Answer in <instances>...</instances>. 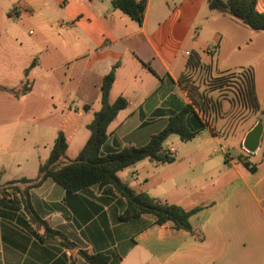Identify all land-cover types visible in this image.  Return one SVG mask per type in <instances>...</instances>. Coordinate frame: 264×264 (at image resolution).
<instances>
[{
  "label": "crops",
  "instance_id": "crops-1",
  "mask_svg": "<svg viewBox=\"0 0 264 264\" xmlns=\"http://www.w3.org/2000/svg\"><path fill=\"white\" fill-rule=\"evenodd\" d=\"M257 7L264 12V0ZM253 31L212 10L208 0H146L142 23L111 0H0V85L17 90L26 78L32 84L18 96L0 89V155H33V165L0 158V264H91L80 250L108 255L107 264H264V159L252 161L264 141L261 136L255 152L244 146L259 118L264 124V31ZM248 35L255 36L258 50L249 47L252 40L245 42ZM186 51L200 54L199 68L187 67ZM114 66L109 100L121 95L128 106L109 124L105 151L144 144L163 129L170 115L191 102L187 80L196 84L201 76L254 67L261 110L246 109L230 92H214L217 108L206 114L210 124L186 140H199L186 154L202 150L207 159L209 143L224 140V165L142 160L118 173L136 191L186 209L200 207L190 221L201 239L170 222L158 224L151 214L120 220L126 200L110 184L68 193L46 178L29 189L30 203L73 243L67 245L31 219L18 189L2 186L36 177L59 131L68 141L67 157L80 152L101 107L103 78ZM171 140L164 148L176 160L177 147L184 145ZM200 167L204 171L191 178L189 172Z\"/></svg>",
  "mask_w": 264,
  "mask_h": 264
},
{
  "label": "trees",
  "instance_id": "trees-1",
  "mask_svg": "<svg viewBox=\"0 0 264 264\" xmlns=\"http://www.w3.org/2000/svg\"><path fill=\"white\" fill-rule=\"evenodd\" d=\"M114 7L120 8L133 19L142 23L146 0H111ZM258 0H208L212 10L229 14L241 23L255 31H264V12L257 7ZM37 63L36 60L25 69V75ZM201 66L200 54L191 52L187 61V67L191 70ZM114 66L107 73L101 85V107L94 113L93 119L88 123L90 135L84 146L75 158L68 159L66 151L68 141L62 131L54 141L49 156L39 164L38 174L34 178L22 177L4 183V188L12 187L18 189L31 219L45 229V233L57 236L67 245H73L59 230L53 229L48 222L43 220L34 210L30 203L29 189L42 183L46 178H52L68 193L99 184L112 185L115 190L125 198L126 209L120 215V220H127L141 214L155 216L158 224L172 223L174 228L184 229L199 237L201 233L194 229L190 216L200 209L194 207L186 209L183 206L157 199L145 191H136L124 182L118 173L128 167L135 165L142 160L150 162L172 163L175 155L164 148L166 139L177 134L181 140H191L210 123L204 118L211 109L217 108L216 101L211 93L217 91L230 92L233 100L243 105L252 112L261 110V104L256 90V72L253 66L243 68L239 71L229 72L218 76L209 74L205 81L207 89L201 90L194 82L184 84L191 102L184 105L177 113L170 115L166 125L158 132L151 134L149 140L141 145L128 144L118 148L105 151V144L108 139V126L117 116L118 112L128 106L124 96H118L110 102L109 95L115 80ZM31 81L26 78L22 81L19 89H9L0 85V89H8L15 95L25 94L31 90ZM204 115V116H203ZM241 161L251 171L256 170V165L247 159ZM24 185V187H22ZM81 255L91 264H107L109 256L104 253L90 254L80 250Z\"/></svg>",
  "mask_w": 264,
  "mask_h": 264
},
{
  "label": "rangeland",
  "instance_id": "rangeland-1",
  "mask_svg": "<svg viewBox=\"0 0 264 264\" xmlns=\"http://www.w3.org/2000/svg\"><path fill=\"white\" fill-rule=\"evenodd\" d=\"M253 33H256V31H253ZM254 37L255 36H249L248 35L247 36V41H245V42H249V44H250V41L252 40L251 41V45L249 47L253 46V47H256V49L258 50L260 48V46L257 44V41H256V39ZM246 49H248V48H246ZM200 79H199V83H196V85H198L201 90L204 91V89H205V91H206L207 86H205L204 83H205L207 77L204 78V76H201ZM259 81H260V86H261L262 85L261 82H264V68H261V72L259 73ZM218 92H220L222 94L226 93L225 89L223 91H217V93ZM209 93L213 94L214 92L213 93L209 92ZM261 99L263 100V96L262 95H261ZM171 137H176V140H174L173 142H175V144L183 143L184 148L183 147H177L178 157L175 160V162L166 163V164H163V165H224L226 154H225V152H223L221 150V145L225 144L224 140L222 141L221 145H220V143H218L216 141L209 143V147H207V148H209V152L212 153V156L209 157V159H207V158H205L204 151H202V150L195 151L194 153L189 154V155L186 154V152H184L185 149L197 145L199 140L181 142V140H180V138H178L177 134H172L169 138L166 139V141H165L166 144L170 145L172 143ZM230 141H231V144L233 146H235L234 145V139L231 138ZM261 141L262 142L264 141V132H263ZM73 151H74V145L72 143L71 144V150H70L69 153H72ZM231 153L232 154L236 153V151H235V149L233 147L231 148ZM34 156H36V155H34ZM76 156H77L76 154L73 155V156H71V155L69 156L68 155L67 158L68 159H72V158H75ZM11 157L16 158L18 161H21V162H25L26 161L28 163L27 165H33V155L27 156L26 154H23V153H13V154L12 153L11 154H4L3 153L2 155H0V158H2L3 161L8 160ZM263 159H264V147H263V150L261 152L260 157L258 159H256V160H252V161L255 164L258 165V164H260L263 161ZM10 165H16V163H13V164H10ZM203 171H204L203 167H200L199 169L198 168H194L192 171L189 172V175H191V178H196V175L202 173ZM207 189H209V186L207 187Z\"/></svg>",
  "mask_w": 264,
  "mask_h": 264
},
{
  "label": "water",
  "instance_id": "water-1",
  "mask_svg": "<svg viewBox=\"0 0 264 264\" xmlns=\"http://www.w3.org/2000/svg\"><path fill=\"white\" fill-rule=\"evenodd\" d=\"M263 125V119L259 118L254 127L246 134L244 146L249 152H255L258 149L263 134Z\"/></svg>",
  "mask_w": 264,
  "mask_h": 264
},
{
  "label": "built area",
  "instance_id": "built-area-1",
  "mask_svg": "<svg viewBox=\"0 0 264 264\" xmlns=\"http://www.w3.org/2000/svg\"><path fill=\"white\" fill-rule=\"evenodd\" d=\"M137 1H141V0H137ZM185 53H186L187 55H190V54H191V52H190V51H186ZM203 116H204V115H203ZM204 118H205L206 120H208V118H207V116H206V115L204 116Z\"/></svg>",
  "mask_w": 264,
  "mask_h": 264
}]
</instances>
